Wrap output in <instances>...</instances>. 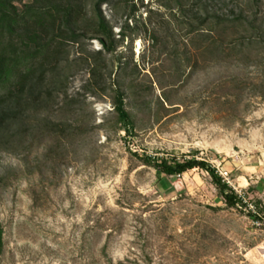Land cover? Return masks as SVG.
<instances>
[{
    "label": "rangeland",
    "instance_id": "1",
    "mask_svg": "<svg viewBox=\"0 0 264 264\" xmlns=\"http://www.w3.org/2000/svg\"><path fill=\"white\" fill-rule=\"evenodd\" d=\"M143 2L146 6L136 17L145 20L151 8L167 21L168 13L154 0ZM222 3L214 1L217 7ZM101 9L116 24L113 32L118 37L123 19L115 20L105 4ZM158 21L154 17L155 24L149 23L148 29L157 28ZM128 22L135 25L134 20ZM137 32L131 45L128 37L118 48L119 56L133 54L143 68L137 79L139 101H151L138 111L129 107L127 92L133 130L119 128L108 97L87 94L86 119L94 129L74 152L68 148L65 159L57 157L43 164L42 172L28 173L24 154L0 151V177L7 183L0 188L4 228L0 264H146V255L150 264H264V98H255L250 106L245 91L241 101L231 105L210 94L225 77L254 76L260 71L228 64L197 70L172 96L178 108L155 123L160 90L155 83L149 89L154 79L149 61L156 53L148 34L141 28ZM86 48L96 51L101 45L90 40ZM76 56L72 48L69 58ZM107 57L109 70L113 58ZM87 77L86 69L76 71L68 80L69 95L80 90ZM52 144L46 140L34 147L28 161L43 159ZM135 153L205 159L243 197L244 205L226 207L201 169L158 176ZM108 219L122 222V227L102 252L107 231L92 234L88 228Z\"/></svg>",
    "mask_w": 264,
    "mask_h": 264
},
{
    "label": "trees",
    "instance_id": "2",
    "mask_svg": "<svg viewBox=\"0 0 264 264\" xmlns=\"http://www.w3.org/2000/svg\"><path fill=\"white\" fill-rule=\"evenodd\" d=\"M214 1L154 0L168 13L165 21L159 11L151 8L145 20L136 17L139 8L146 6L143 0H0V151L24 154L28 173L42 172L43 164L57 157L65 159L70 153L68 148L74 152V147L94 129L88 127L86 119L87 94L108 97L119 128L133 130L134 115L127 106L141 111L151 101H139L141 88L137 79L143 68L134 61L133 54L129 58L119 56L118 48L128 37L131 45L138 28L148 34L156 53L149 61L154 76L149 89L155 83L160 90L153 112L155 123L165 118L169 110L178 108L172 96L193 73L215 65L254 67L260 71L254 76L233 75L219 80L210 93L216 99L235 105L246 91L247 104L251 106L255 98H264V0H223L219 7ZM104 4L115 20L123 19L118 37L113 32L116 24L102 12ZM154 17L159 18L157 28L149 30L147 25L154 23ZM129 20H134L135 25L130 26ZM90 40H97L101 49L88 50L86 42ZM165 44L169 45L163 47ZM72 48L77 56L70 59ZM109 55L113 59L111 68L106 70ZM81 69L87 70L88 77L80 90L69 95L68 80ZM127 92L131 95L128 105ZM56 114L57 119L52 117ZM46 140L54 144L43 159L35 157L30 163L27 157L32 149ZM135 155L143 165L153 167L158 176L174 177L201 169L210 176L226 207L244 205L205 159ZM6 185L0 177V188ZM34 205H39L35 195ZM119 222L97 220L88 228L92 234L107 231L102 252L121 229ZM3 235L0 221V254ZM145 259L150 264L148 255Z\"/></svg>",
    "mask_w": 264,
    "mask_h": 264
},
{
    "label": "built area",
    "instance_id": "3",
    "mask_svg": "<svg viewBox=\"0 0 264 264\" xmlns=\"http://www.w3.org/2000/svg\"><path fill=\"white\" fill-rule=\"evenodd\" d=\"M238 196L241 198V201H242V203H243V202H244V201H243V200H244L243 197L240 196V195H238ZM243 204H244V203H243ZM252 210H253L254 213H257L254 209H252Z\"/></svg>",
    "mask_w": 264,
    "mask_h": 264
},
{
    "label": "bare ground",
    "instance_id": "4",
    "mask_svg": "<svg viewBox=\"0 0 264 264\" xmlns=\"http://www.w3.org/2000/svg\"><path fill=\"white\" fill-rule=\"evenodd\" d=\"M138 45H139V42H138ZM243 183L246 184V180L245 179H243Z\"/></svg>",
    "mask_w": 264,
    "mask_h": 264
}]
</instances>
